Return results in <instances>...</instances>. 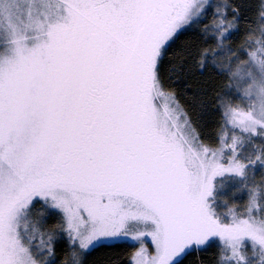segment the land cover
I'll return each instance as SVG.
<instances>
[{
    "label": "snow or ice",
    "instance_id": "1",
    "mask_svg": "<svg viewBox=\"0 0 264 264\" xmlns=\"http://www.w3.org/2000/svg\"><path fill=\"white\" fill-rule=\"evenodd\" d=\"M0 264H264V0H0Z\"/></svg>",
    "mask_w": 264,
    "mask_h": 264
},
{
    "label": "trees",
    "instance_id": "2",
    "mask_svg": "<svg viewBox=\"0 0 264 264\" xmlns=\"http://www.w3.org/2000/svg\"><path fill=\"white\" fill-rule=\"evenodd\" d=\"M127 251H130V248L127 247L125 243H119V244H113V245H105L103 248L99 249L95 256L101 260H104L107 258L108 255L113 254H120L121 257H123V254ZM204 258L211 260L212 256L210 253L203 254ZM113 258H115V255H113Z\"/></svg>",
    "mask_w": 264,
    "mask_h": 264
},
{
    "label": "rangeland",
    "instance_id": "3",
    "mask_svg": "<svg viewBox=\"0 0 264 264\" xmlns=\"http://www.w3.org/2000/svg\"><path fill=\"white\" fill-rule=\"evenodd\" d=\"M119 243H124V242H113V243H111V244H109V245L119 244Z\"/></svg>",
    "mask_w": 264,
    "mask_h": 264
}]
</instances>
